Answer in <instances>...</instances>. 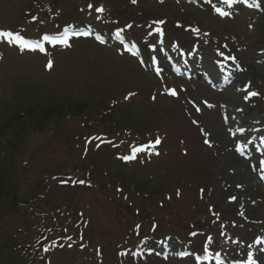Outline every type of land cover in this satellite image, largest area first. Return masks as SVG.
Returning a JSON list of instances; mask_svg holds the SVG:
<instances>
[{"label": "rangeland", "instance_id": "rangeland-1", "mask_svg": "<svg viewBox=\"0 0 264 264\" xmlns=\"http://www.w3.org/2000/svg\"><path fill=\"white\" fill-rule=\"evenodd\" d=\"M60 1L70 8L72 14H75L71 19H78L79 23H85L87 20L86 5L89 1L93 2L94 6L103 5L105 13L102 20L110 22L114 21L113 18L116 16L115 7L119 9L123 5V0H110L112 6L102 3L101 0ZM26 2L27 0H0V30L11 28L23 31L19 27L21 22L17 18L20 17ZM169 3L160 5L157 2L143 1L140 7L143 11L146 9L150 17L170 19L175 17L176 12L182 10L180 6L183 4ZM186 9L194 18V22L207 24V28L203 27V29L211 30L213 36H220L222 39L233 42L243 41L246 45V51L242 54V58L246 60L245 65L252 61L250 59L258 54L260 49H264V15L261 13L242 10L234 19H222L214 14L211 7L192 5ZM178 15L184 17L181 14ZM170 21L175 35L182 39L190 37L183 28H176L172 19ZM102 24L103 22H100V25ZM44 28L46 27L43 26L39 32ZM36 31L37 29H34L32 32ZM170 34L173 36L172 33ZM218 39L212 37L209 40L212 46L206 48L208 55L205 57L211 66V58L215 57L214 49L221 47L217 46ZM1 52L0 123L13 113L39 105L45 108L58 102L82 100L93 104L100 98L102 90L106 89L101 97H104L107 102L117 104L120 111L115 113L120 123L124 125L123 122L130 116L128 121L130 125L126 130L144 127L146 130L148 121L151 127H159L160 133L154 134L152 138L158 135L164 138L163 149L160 148L161 154L157 150L158 155L153 154L150 160L144 158L133 165H122L120 163L122 161L118 158V155L128 151V146L123 144L118 147L116 145L118 142L109 136L103 137L104 140L102 138L100 143L104 142L98 146L96 142L99 138H93L94 145H91L85 157L99 169L101 175H104V180L109 177L108 174L125 175L134 179L135 186L124 188L121 193L115 191L119 185L117 181L107 182V189L111 190L106 193L97 186V183L92 184L86 179L80 168L72 170L76 162L83 157L81 155L83 146H76L77 154H72L68 144H62L51 133L39 132L31 135L26 148L27 157L41 148L40 154L26 164L25 162L18 163L17 166L15 164L16 170L13 173L23 198L33 201L31 196H24V194L38 180L64 193L67 191L72 193V196L68 195L66 198L72 206L84 210L90 217L87 233L99 240L102 250H105L103 256L109 261L108 264L117 262L120 256L127 260V264H197L192 257L173 258L166 261L157 257L138 260L125 255L124 252L119 253L117 250L119 242L127 240V246H133L137 243L138 234L151 231L153 226L148 225L147 221H144V224L139 223L142 217L132 214L133 210L129 208L128 200L138 202L141 208L151 216L150 221H159L155 231L156 236L162 238L165 234L173 235L176 250L194 247L196 244H199L202 249L209 245L205 242V236L211 234L213 248L223 249L229 256L239 258L242 257L241 254L239 255L240 251L245 255L244 247L249 242L253 243L256 235L264 236V190L248 162L235 157L231 148V139L226 133L228 122L223 123L222 120L223 114L227 113L229 122L233 121L237 126L243 123L240 120L244 115L246 119L264 117V98L256 99L259 103L257 107H250L251 105L242 102L236 87H231L224 92H216L205 85L202 79L189 83L177 81L167 75L156 79L135 59L120 54L117 47L99 45L92 39L75 40L71 48L55 49L53 52L55 64L51 69L45 67L47 57L36 53H28L21 51L18 47L6 45L2 46ZM246 68L247 71L239 76V84L250 81L263 90L264 96V71L257 70L256 77L250 73L251 64ZM164 84L166 86L175 84L180 97L171 98L164 95ZM128 96L131 97L129 102L124 100V97ZM203 99L212 101L215 107L211 109L202 107L203 111L198 114L196 107L203 104ZM187 109L190 111V117L186 115ZM74 126L75 123L67 122L64 130L70 132ZM149 134L150 132L145 131V135ZM208 137L212 147L204 142ZM48 145H50V153L45 149ZM186 162V168L191 169L194 177L198 175L205 177L208 188L204 186L206 189L204 197L207 200H202L201 195L196 196L195 191L190 190L189 201L178 204L180 214L168 216L165 212L159 211L161 209L159 205H154L155 190L159 201L164 200L165 192L172 190L171 185L177 182L176 179L180 177V171ZM11 163L7 154H3L4 169L10 168ZM46 168L57 175L39 176L41 173H49L46 172ZM67 174L71 176L63 178L67 180L64 183L65 186L59 185L63 183L61 176ZM81 179L85 180L84 183H78ZM79 186L82 187L79 188ZM74 188L81 189V192ZM124 192L128 193V200L123 197ZM233 196L236 197L235 201L231 199ZM148 201L151 204L148 205L146 203ZM192 201H195L197 205L192 206ZM243 201L246 202L244 207L241 206ZM33 203L41 211H45L37 215L40 221L48 222L53 227L64 225L71 231L80 232L79 229H75V224L70 223L72 222L71 213H59L57 209L44 204L45 202L41 203L39 196L35 197ZM213 204L217 210L221 209L216 218L211 216V211H214L211 208ZM121 209L127 213H123ZM170 209L172 208L167 211ZM241 211H244V215H241ZM179 218H183L184 222L178 220ZM218 219L220 221H217ZM182 223L187 226H183ZM197 228H202L201 235L191 240L188 237L189 230ZM222 232L226 233V236L221 235ZM200 239H203L202 242ZM237 240L239 243L233 242ZM107 245L109 248L106 247ZM125 246L124 244L122 247ZM45 248L53 254V257L48 254L46 256L50 261L49 264H98L94 253L88 261H83L85 258L77 247L61 249L60 245L50 240L42 248V254ZM255 252L257 256L262 257V264H264V246L258 247ZM0 264H9L7 258L1 253Z\"/></svg>", "mask_w": 264, "mask_h": 264}, {"label": "snow or ice", "instance_id": "snow-or-ice-1", "mask_svg": "<svg viewBox=\"0 0 264 264\" xmlns=\"http://www.w3.org/2000/svg\"><path fill=\"white\" fill-rule=\"evenodd\" d=\"M133 3H136L137 0H132ZM208 2L210 3L211 0H208ZM225 2L227 3L228 0H225ZM94 5L93 4H88L87 5V8L88 9H93ZM95 11L97 13H103L105 11V8L103 5H101L100 7H96L95 8ZM215 11L221 15V16H229L230 13L227 12V11H224L220 8H216ZM33 19H36L35 17H33ZM154 23H159V24H163L164 21H157V22H154ZM127 27L131 28V25H128ZM122 31V30H121ZM157 31H161L160 29H157ZM194 31L198 32L199 29H195ZM93 35V31L91 30V28L89 27L88 30H85V31H80L76 28H74V26H69V27H66L62 32L60 33H57L55 35H49V34H45L43 35L40 40H36V41H31V40H26L23 36L20 35V33L18 32H12V31H5V30H0V42H3V41H7V43L9 44H15L17 45L21 51L27 49V50H31V51H36V50H40V51H45V48H44V43L47 42V43H50L52 45H56V44H60V45H63L65 47H71V44H70V40L72 37H78V36H91ZM120 33L118 32L117 33V36L119 37ZM96 39L100 40L102 43L104 42L103 40V37L97 35L96 36ZM226 47V46H225ZM126 50H131V49H127V46H126ZM221 56H223L224 54L223 53H219ZM226 59H230L232 61H235V57L234 56H228L226 57ZM53 66V63L52 61H49L47 67L51 68ZM251 88V82L249 81L248 85L245 86V88L243 89V91L246 92V95L244 97V99H249L251 97H255V96H258L259 93L258 92H255V91H248V89ZM169 94L172 95V96H176L177 95V92L175 89H170L169 90ZM130 96L131 95H134V94H129ZM129 97H125V99H128ZM205 104H207V101H204ZM208 107H213V105H208ZM197 111H200V108L197 107L196 109ZM193 123H197L196 121H193ZM201 131H203V129H201ZM205 144H208L209 146H211V142L208 140V139H205ZM161 143V140L159 137L156 138L155 141L153 142H150L147 146H140V147H137V148H133L132 149V155H129V156H124L122 157V159L124 160H132V159H135V153L137 152H144V151H148V150H154L155 149V146L160 144ZM237 151H239L241 153V155L244 154L243 152V146H239L237 148ZM157 155L159 154L158 152L156 153ZM262 164H264V161H261ZM255 168V166H254ZM262 178H264V176H262ZM78 183H84V181H78ZM238 187H242L241 185H238ZM231 199L233 201L236 200V197L233 196L231 197ZM213 215H219L218 213H213ZM241 215H243V213H241ZM192 235H196V233H192ZM221 235L223 236H226V233H221ZM234 243H239V241H233ZM207 244H211L213 243V240H212V237L209 236L207 237V241H206ZM255 243L257 245H260V244H264V237H258L255 241ZM249 247H252V245H249ZM47 250V249H46ZM197 260H200L201 257H196ZM245 264H257V260L253 258V255L251 253L248 254V259L247 261L245 262Z\"/></svg>", "mask_w": 264, "mask_h": 264}, {"label": "trees", "instance_id": "trees-1", "mask_svg": "<svg viewBox=\"0 0 264 264\" xmlns=\"http://www.w3.org/2000/svg\"><path fill=\"white\" fill-rule=\"evenodd\" d=\"M55 4V2L53 1ZM34 112H30V118H33ZM19 118V116H17ZM14 124L12 123H6L3 128L0 129V136L4 137L6 135V129H13ZM6 143L10 146H14V142L11 139H7ZM13 171L10 170H3L0 172V196L3 194H8L7 187H9V190L12 194V196L16 199H20L17 196L15 187L12 185L14 177L12 176ZM34 195V194H33ZM26 200V199H24ZM14 199L12 200L11 204L14 206L13 203ZM50 201H53V199H50ZM2 209L5 213H12V209H6L4 206H2ZM14 221H16V224L19 225V228L16 229L15 232H11L7 235H1L0 238V253L3 255V257L10 258V263L12 264L13 261H16V255L15 252L18 248H16L17 245H21V249H24L25 245H28L32 237L28 234V230L30 229L31 223L33 219L28 215L27 211H24L20 208L18 210H15V217ZM36 224V222H35ZM23 264L26 262V259L21 261Z\"/></svg>", "mask_w": 264, "mask_h": 264}, {"label": "bare ground", "instance_id": "bare-ground-1", "mask_svg": "<svg viewBox=\"0 0 264 264\" xmlns=\"http://www.w3.org/2000/svg\"><path fill=\"white\" fill-rule=\"evenodd\" d=\"M131 70V69H130ZM252 73L253 74H256V70H255V68H252ZM263 121V120H262ZM238 158V157H237ZM172 244L174 245V243L172 242Z\"/></svg>", "mask_w": 264, "mask_h": 264}]
</instances>
